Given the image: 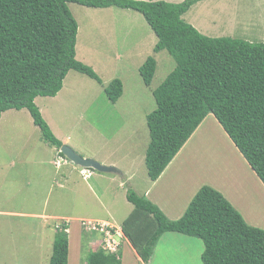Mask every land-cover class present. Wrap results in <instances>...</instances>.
Returning <instances> with one entry per match:
<instances>
[{"label": "rangeland", "instance_id": "374dc122", "mask_svg": "<svg viewBox=\"0 0 264 264\" xmlns=\"http://www.w3.org/2000/svg\"><path fill=\"white\" fill-rule=\"evenodd\" d=\"M67 6L78 22L75 56L92 67L102 82L70 69L58 94L38 96L35 103L48 123L52 122L54 132L67 136L68 145L78 154L115 162L118 166L110 165L125 172L129 181L119 175L123 186L116 184L115 189L113 184L100 197L107 211H111L104 217L120 226L134 208L126 197L127 189L144 195L152 180L144 162L149 142L146 115L155 108L152 89L175 63L165 50L153 53L156 36L138 11L115 6L95 8L74 2H68ZM182 17L207 36L264 43V0H198ZM151 54L157 67L147 86L141 79L139 66ZM113 78L123 82V92L114 102L107 98L103 88ZM193 133L189 147L179 153L176 162L172 160L174 164L168 170L179 184L178 196L173 193L172 197H176L166 202L169 215L187 207L190 192L187 183L208 184L220 191L249 224L264 229V185L214 115L208 114ZM54 155V147L41 139L40 129L27 109H10L1 114L0 264H49L54 225L61 220L16 213L49 212L92 220L96 219L95 212L102 215L106 211L99 207L95 190L90 192L86 182L78 177V170L70 177L85 189H77L71 181L60 187L63 181L56 178L57 174L65 166L73 165L55 168L51 163ZM159 185L169 189L165 177ZM80 229L81 232L68 233V264H85L89 253L98 247L97 237ZM160 239L168 244L169 250L155 246L152 256L167 259L165 264H184L185 258L201 261L204 246L200 238L170 232ZM198 244L201 250L197 256ZM121 248L122 264L141 262L130 253L127 242Z\"/></svg>", "mask_w": 264, "mask_h": 264}, {"label": "trees", "instance_id": "16d2710c", "mask_svg": "<svg viewBox=\"0 0 264 264\" xmlns=\"http://www.w3.org/2000/svg\"><path fill=\"white\" fill-rule=\"evenodd\" d=\"M197 1L0 0V117L9 109H27L41 139L59 149L63 143L35 98L55 96L70 69L102 82L75 56L78 22L67 3L133 9L156 36L153 53L165 50L175 63L152 89L155 108L146 115L144 155L148 176L155 180L212 113L264 185V43L201 33L182 17ZM156 67L152 54L139 66L145 85ZM104 92L114 102L123 92L122 80L111 79ZM126 197L134 208L120 227L141 259L138 264H149L167 232L200 238L202 264H264V229L249 224L211 185H201L176 219L132 188ZM69 245L68 233L56 228L49 264H68ZM120 257L121 248L114 253L97 248L85 264H122Z\"/></svg>", "mask_w": 264, "mask_h": 264}, {"label": "crops", "instance_id": "0c3cea01", "mask_svg": "<svg viewBox=\"0 0 264 264\" xmlns=\"http://www.w3.org/2000/svg\"><path fill=\"white\" fill-rule=\"evenodd\" d=\"M149 1H151V0H149ZM103 88H104V86H103ZM36 98H35V100H36ZM44 113H45V111H44ZM44 119L48 123V121H47V119L45 117H44ZM48 125L53 130V133H55L56 137H58L62 141L63 144H68V138H67V136H64V135H62L61 133H58V132H54V127H53L52 122H49ZM196 130H197V128H196ZM196 130H195V132H196ZM192 134L193 135H191L187 139V141L183 144L182 147H184V148H181L178 151V153L174 156V158L172 160L175 159V162H176V159H177L179 153L182 154V152L184 151V149L186 150L189 147L190 143L193 140L192 137L194 136L195 133H192ZM54 150H55V153H56L57 149L55 147H54ZM83 156L84 157H87L88 155H83ZM92 156L93 155H90L89 157H92ZM93 158H95L96 160H98L99 162H101L103 164H107V165L114 164V165L118 166L115 162H107L104 159L101 160L99 157H93ZM24 159L26 160V158H24ZM172 160L169 162V164L165 167V169L161 172V174L155 180H153V181L151 180L150 181V184L146 187V189L144 191V195L146 197H148L152 202H154L163 211V213H166L171 219H176V218L180 217L183 214V212H184L185 209L184 210L176 211L175 212L176 214L173 213L172 215H169V213H168V207H167L166 202L167 201H172L176 197V196L175 197H172V194L173 193H175L178 196L177 189L179 188V184L175 180V177L173 176V174H171L170 172H168V170L174 164V162H172ZM120 170L122 171V174L121 173H102V172H95L92 176H90L87 179H83L82 178L83 181H85L87 183V184L85 183V185L87 186V189L90 190V192L93 193V190H95L96 198L99 199V203H100V206L99 207L104 208L106 210V211H102L100 209L102 211V215H99L98 213L95 212V216L94 217L96 219L111 221L110 219L104 217V214L105 213H107L108 215H110L109 212H111V211H107V209H106V207L104 205L106 203H103V201H101L100 197H103V195H105V192H108V190L110 189V186H112L113 184H114V188L115 189H116V187H115L116 184H117L118 187H122L123 186V183L120 182L122 179L120 178L119 175L123 176V178H126L127 175L125 174V172H123L122 169H120ZM74 171H77V168H75L74 166H65L64 170L62 169V172L58 173L60 175L57 174L56 178L60 182L63 181V184H60V187L64 186V184L67 181H71L73 185H76L78 187L77 189H79L80 187L82 188V185H80V183L77 182L76 179H71V177H70V175ZM77 175H78V177H81V176H79V174H77ZM164 177L168 181L169 189H162L160 187V185H159L160 181L162 182V180L164 179ZM126 180L129 181V178H126ZM81 184H82V182H81ZM186 186H188V188L190 189V192L188 194L189 197L187 198V201L185 203V207H186V204H188L189 201L191 200L190 198L193 197V195L196 193V191L198 190V188H200L201 185H197L195 183H190V184L187 183ZM82 189H85V188L83 187ZM109 197H110V195H109ZM47 198H48V194L45 196L44 204L46 203ZM16 214L32 215V216H28V217H37V218H39V216H40L41 218L47 219V220H52V219H54V220H56V219L62 220L63 218H68L69 219V228H68L69 232H72L71 230L77 231V232L78 231L81 232L80 225L77 222L78 219L81 218V217H73V216H69V215H57L56 213H49V212H45V213H42V214H40V213L27 214L26 212H21V213H16ZM53 223H55V222H52V224ZM71 224L74 225V226L76 225L77 228L75 226L74 229H70V226H72ZM167 233H170V232H167ZM189 237H191V236H189ZM124 241H126L127 244H128V246L130 247V253L135 256V258L137 259V261H139V258L140 257L137 255L135 249L132 247V245L130 244V242L128 241V239L126 238ZM124 241H123L121 247L123 246L124 243H126ZM162 241L163 240L159 239V241L157 242V244L155 246L159 247V249H162L164 251L169 250L168 244L166 245ZM193 242L196 243L198 241H196V242L193 241ZM161 245H163V246H161ZM198 245H199V248L200 249H198V251H197V256H198V254H199V252L201 250L200 244H198ZM198 245H195V247H197ZM159 258H160V256H155V255L152 256L151 261L149 262V264H165L167 262V259L161 260ZM184 264H202V263H201V261H196L194 259L192 261V260H189V258H185Z\"/></svg>", "mask_w": 264, "mask_h": 264}, {"label": "built area", "instance_id": "2783aa9c", "mask_svg": "<svg viewBox=\"0 0 264 264\" xmlns=\"http://www.w3.org/2000/svg\"><path fill=\"white\" fill-rule=\"evenodd\" d=\"M53 162L55 166L59 167L62 164L67 163V159L57 153ZM81 172L84 173V176L90 175L88 169H83ZM80 224L83 230L92 233L97 237L95 238V243L98 244L97 248H101L107 253L117 252L125 239L121 227L111 221L101 219H81ZM55 226L61 228L60 224H56ZM64 230L66 231L67 228ZM115 237H118V239Z\"/></svg>", "mask_w": 264, "mask_h": 264}, {"label": "water", "instance_id": "95a60500", "mask_svg": "<svg viewBox=\"0 0 264 264\" xmlns=\"http://www.w3.org/2000/svg\"><path fill=\"white\" fill-rule=\"evenodd\" d=\"M59 149L65 157L77 166L92 168L102 173H120V170L113 165L103 164L94 158L81 156L67 144H62Z\"/></svg>", "mask_w": 264, "mask_h": 264}, {"label": "clouds", "instance_id": "9594fccd", "mask_svg": "<svg viewBox=\"0 0 264 264\" xmlns=\"http://www.w3.org/2000/svg\"><path fill=\"white\" fill-rule=\"evenodd\" d=\"M212 114V113H211ZM68 145V144H67ZM57 153H59L60 155H62V156H64L62 153H61V151H60V149H57V151H56V153H55V155H54V158H53V160H52V164L54 165V167L55 168H58L57 166H55V164H54V159H55V157H56V155H57ZM65 157V156H64ZM66 159H67V163H64V164H62L61 166H63V165H68L69 163H71L74 167H77V170H78V173H79V175L81 176V178H83V179H87V178H89L90 176H92L95 172H96V170H94V169H92V168H87V167H80V166H77V165H75V164H73L67 157H65ZM92 158V157H91ZM60 168H62V167H60L59 166V169ZM83 169H88L89 171H90V175H88V176H84V173H82L81 172V170H83ZM98 172V171H97ZM81 219H85V218H79L78 219V222H79V225H80V227H81V224H80V220ZM114 223V222H113ZM56 224H60V226H61V228L64 230L65 228H67V230H66V232L68 233L69 232V230H68V228H69V219L68 218H63L62 220H61V222H58V223H55V225ZM63 224H66V226L67 227H62V225ZM116 224V223H115ZM54 225V228H57L56 226ZM117 225V224H116ZM119 226V225H118ZM61 228H59V229H61ZM82 228V227H81ZM122 230V229H121ZM65 231V230H64ZM82 231H85V230H83L82 229ZM123 232V231H122ZM85 233H89V232H86L85 231ZM89 234H92V233H89ZM124 234V233H123ZM124 237H125V235H124ZM125 239H126V237H125ZM124 239V240H125ZM92 246H93V244H92ZM121 248V247H120Z\"/></svg>", "mask_w": 264, "mask_h": 264}]
</instances>
